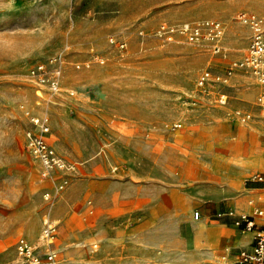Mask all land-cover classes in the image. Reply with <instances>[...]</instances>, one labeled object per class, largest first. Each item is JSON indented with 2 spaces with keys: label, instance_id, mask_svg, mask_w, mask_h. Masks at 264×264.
Returning <instances> with one entry per match:
<instances>
[{
  "label": "rangeland",
  "instance_id": "374dc122",
  "mask_svg": "<svg viewBox=\"0 0 264 264\" xmlns=\"http://www.w3.org/2000/svg\"><path fill=\"white\" fill-rule=\"evenodd\" d=\"M242 10L264 16V0H0V264L15 259L19 237L42 250L46 218L57 223L49 245L76 264H221L240 246L248 233L214 213L264 195L250 180L264 168L262 86L236 69L221 106L196 79L242 56ZM201 19L223 23L224 54L153 35ZM59 52L61 90L50 96L28 69ZM235 108L250 118L227 115ZM30 114H47L69 169L41 177L25 146Z\"/></svg>",
  "mask_w": 264,
  "mask_h": 264
},
{
  "label": "built area",
  "instance_id": "2783aa9c",
  "mask_svg": "<svg viewBox=\"0 0 264 264\" xmlns=\"http://www.w3.org/2000/svg\"><path fill=\"white\" fill-rule=\"evenodd\" d=\"M235 19L245 25L249 30L248 43L242 56L229 62L224 71H213L204 68L196 79L198 90L221 106L229 103V94L226 86L229 84L236 69H242L251 74L256 82L262 86L257 94L256 100L264 107V16L250 10L239 11ZM224 25L217 19H201L199 21L181 22L176 24L160 23L154 30L153 35L164 40L172 41L181 36L186 41L206 45L213 54H224L222 44ZM109 41L123 48L124 41L116 42L114 36H109ZM97 57V56H96ZM98 58V57H97ZM66 55L62 52L56 53L44 60L36 62L28 69V76L37 83L41 90L47 91L48 95L60 92ZM103 61L102 58H99ZM86 61V65H89ZM80 63H76L79 67ZM232 118L247 121L251 114L240 108L227 111ZM31 127L25 131V146L34 155L40 164V175L48 177L53 168H67L63 158L58 154L54 146L49 142L47 134L50 131V122L47 114L29 115ZM179 122L172 123V128L179 126ZM250 180L264 183V171H255L250 175ZM65 180L57 187L62 188ZM252 202V201H250ZM264 214L261 208L254 207L251 212L237 213L235 209L217 211L214 218L226 220L231 219L233 224L244 231L253 233V239L249 248H241L232 259L223 254L220 257L221 264H264V223L256 220L257 216ZM201 212L195 209L192 212L193 219H199ZM57 234V223L46 218L41 231V239L44 247L32 244L28 239L19 237L15 243L16 257L5 264H76L69 259L60 256L59 252L49 245Z\"/></svg>",
  "mask_w": 264,
  "mask_h": 264
},
{
  "label": "crops",
  "instance_id": "0c3cea01",
  "mask_svg": "<svg viewBox=\"0 0 264 264\" xmlns=\"http://www.w3.org/2000/svg\"><path fill=\"white\" fill-rule=\"evenodd\" d=\"M255 171H264V168H257V169H255L253 172H255ZM252 172V173H253ZM259 183V182H258ZM259 184H263L261 187H256V188H262V189H264V183H259ZM205 188H208L207 186H204ZM209 189V190H208ZM206 191H204V194H216V193H211V189L210 188H208ZM250 201H252V202H250ZM254 207H258V208H261L263 211H264V195L263 194H258V195H254V194H251L248 198H247V200H246V203L245 204H243V205H241L240 206V209L242 210V211H240V212H246V213H248V212H251L252 210H253V208ZM229 208H233V209H235L236 210V207H227V208H224V209H219V210H217V211H220V210H226V209H229ZM199 210V209H198ZM216 211V212H217ZM201 212V211H200ZM215 212V213H216ZM236 212L237 213H240V212H238L237 210H236ZM214 213V214H215ZM201 217H202V213H201ZM200 217V218H201ZM227 219H229V218H227ZM226 219V220H227ZM256 220L258 221V222H260V223H264V214L263 215H261V216H257L256 217ZM221 223L222 224H224L225 223V220L224 221H221ZM237 229L238 230H240L241 231V233H244V232H247L248 233V235L246 234V235H244V234H239L238 236H237V244L238 245H240V246H238L237 247V249L235 250V251H233L231 248H226L225 249V252L223 253V254H226V255H228V257L230 258V259H232L233 257H234V255L239 251V249H241V248H249L250 247V245H251V242H252V239H253V233L252 232H250V231H244V230H241L240 228H238L237 227ZM222 254V255H223Z\"/></svg>",
  "mask_w": 264,
  "mask_h": 264
}]
</instances>
